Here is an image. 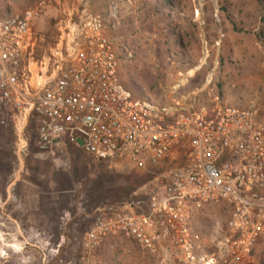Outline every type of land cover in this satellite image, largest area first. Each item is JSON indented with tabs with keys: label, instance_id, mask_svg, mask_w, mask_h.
Here are the masks:
<instances>
[{
	"label": "rangeland",
	"instance_id": "obj_1",
	"mask_svg": "<svg viewBox=\"0 0 264 264\" xmlns=\"http://www.w3.org/2000/svg\"><path fill=\"white\" fill-rule=\"evenodd\" d=\"M40 1L0 0V14H20ZM47 1L35 23L44 36L32 53L38 66L48 61L67 26L78 24L85 12L100 13L120 79L135 97L162 103L186 97L195 108L256 106L264 113V0ZM13 117L0 112V160L12 166L7 180L0 172V264H94L82 242L96 218L147 212L167 170L110 167L73 146L39 154L36 120L20 136ZM230 217L225 201L195 212L192 226L201 249L216 254L217 264H264V234L248 252L233 256L223 249L232 240ZM95 258L99 264H162L120 233L106 238Z\"/></svg>",
	"mask_w": 264,
	"mask_h": 264
},
{
	"label": "built area",
	"instance_id": "obj_2",
	"mask_svg": "<svg viewBox=\"0 0 264 264\" xmlns=\"http://www.w3.org/2000/svg\"><path fill=\"white\" fill-rule=\"evenodd\" d=\"M48 8L42 0L20 14H0V112L14 114L20 136L36 120L39 154L73 146L110 167L167 170L147 212L96 218L82 242L88 258L99 264L97 250L120 233L162 264H217L216 254L201 249L192 220L218 201L231 207L232 240L223 249L248 252L264 234V113L256 106L195 108L186 97L166 103L135 97L120 79L100 13L85 12L67 26L38 66L32 53L44 36L35 23Z\"/></svg>",
	"mask_w": 264,
	"mask_h": 264
},
{
	"label": "trees",
	"instance_id": "obj_3",
	"mask_svg": "<svg viewBox=\"0 0 264 264\" xmlns=\"http://www.w3.org/2000/svg\"><path fill=\"white\" fill-rule=\"evenodd\" d=\"M10 165V166H9ZM12 166L10 163H5L3 160H0V172L1 174L4 176V179H8L7 178V174H9L11 172ZM102 182V181H101ZM103 185H100V189H102ZM125 193H128L129 190L128 189H124Z\"/></svg>",
	"mask_w": 264,
	"mask_h": 264
},
{
	"label": "bare ground",
	"instance_id": "obj_4",
	"mask_svg": "<svg viewBox=\"0 0 264 264\" xmlns=\"http://www.w3.org/2000/svg\"><path fill=\"white\" fill-rule=\"evenodd\" d=\"M197 2H198V1H197ZM199 14H200V13L198 12V15H199ZM250 66L252 67V64H250ZM201 68H202V67H201ZM201 68H199L198 70H200ZM249 68H250V67H249ZM198 70L193 69L191 72H192V73H197ZM251 70H252V68L250 69V71H251ZM248 72H249V71H248ZM35 79H36V80H39V81L41 80V78L38 77L37 74L35 75Z\"/></svg>",
	"mask_w": 264,
	"mask_h": 264
},
{
	"label": "water",
	"instance_id": "obj_5",
	"mask_svg": "<svg viewBox=\"0 0 264 264\" xmlns=\"http://www.w3.org/2000/svg\"><path fill=\"white\" fill-rule=\"evenodd\" d=\"M205 42V41H204ZM204 44H207L206 42Z\"/></svg>",
	"mask_w": 264,
	"mask_h": 264
},
{
	"label": "crops",
	"instance_id": "obj_6",
	"mask_svg": "<svg viewBox=\"0 0 264 264\" xmlns=\"http://www.w3.org/2000/svg\"><path fill=\"white\" fill-rule=\"evenodd\" d=\"M105 21V20H104ZM106 34H108V33H106Z\"/></svg>",
	"mask_w": 264,
	"mask_h": 264
}]
</instances>
